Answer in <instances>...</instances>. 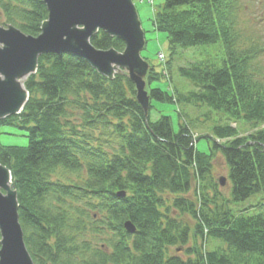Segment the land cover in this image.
Wrapping results in <instances>:
<instances>
[{"label": "trees", "instance_id": "trees-1", "mask_svg": "<svg viewBox=\"0 0 264 264\" xmlns=\"http://www.w3.org/2000/svg\"><path fill=\"white\" fill-rule=\"evenodd\" d=\"M237 1L164 0L152 19L169 44L162 64L168 73L175 47L222 46L219 64L206 58L178 67L193 90L151 87L163 76L153 66L147 75L149 109L157 100L223 113L224 123L211 127L217 141L208 152L195 148L199 136L180 110L176 131L167 115L150 121L123 72L107 79L81 57L38 56L23 83V109L0 120L27 138L25 146L0 143V163L10 171L34 264H264V212L229 206L255 193L264 200L262 49L243 44L249 40L236 28ZM46 17L42 0H0V25L25 35L37 36ZM90 43L124 47L101 30ZM237 120L250 129L239 132L231 124ZM217 152L228 168L230 199L212 176Z\"/></svg>", "mask_w": 264, "mask_h": 264}, {"label": "water", "instance_id": "water-1", "mask_svg": "<svg viewBox=\"0 0 264 264\" xmlns=\"http://www.w3.org/2000/svg\"><path fill=\"white\" fill-rule=\"evenodd\" d=\"M47 17L37 36L0 26V120L17 115L28 98L23 80L37 69L38 56L72 54L83 58L99 74L113 79L123 72L134 85L135 99L147 116L145 89L149 64L140 56L145 40L132 0H42ZM98 30L119 38L124 48L97 49L90 38ZM223 185L224 178L220 177ZM118 196L124 193L118 191ZM16 190L9 169L0 163V264H34L25 247L18 220ZM124 228L134 232L126 221Z\"/></svg>", "mask_w": 264, "mask_h": 264}, {"label": "rangeland", "instance_id": "rangeland-1", "mask_svg": "<svg viewBox=\"0 0 264 264\" xmlns=\"http://www.w3.org/2000/svg\"><path fill=\"white\" fill-rule=\"evenodd\" d=\"M164 0H133L141 28L144 33L145 44L140 51V56L145 58L150 66L157 73H161L162 63L158 58H169V44L166 34L155 30L152 19L155 12L162 6ZM238 8L236 12V28L241 36H244L249 41L243 44H250L257 42L262 51L259 54L258 63L264 71V0H238ZM1 26V25H0ZM4 27V26H2ZM160 53V55L158 54ZM158 55V58H157ZM222 46L220 43L214 44H199L196 46L183 48L175 47L174 55L172 56L171 65L169 68L168 80L165 76L159 79L152 80L151 87H160L163 90L171 92L172 88L179 91H189L195 89L193 84L178 73L179 66H187L191 63L210 58L217 64L222 58ZM151 108L148 110V117L150 121H156L161 115L170 117L171 125L174 131L178 128L179 115L178 110L184 113L189 120L191 130L198 135L195 141V148L199 151L208 152L215 138L211 137V127L215 124L224 123V115L221 111L213 110L206 105L194 106L185 103H170L151 100ZM239 132H246L250 129L248 123L242 120H237V123H231ZM24 131L17 127L0 124V143L5 145L25 146L27 138L24 136ZM217 141V140H216ZM212 176L215 179L220 177L225 178L223 185H221V193L226 198L229 196L230 181L226 179L228 168L223 160V157L217 152L212 160ZM192 189L187 194L192 196ZM229 206L233 211L240 209H247V214H257L264 212V200L260 193H255L249 198L240 202H229ZM182 219L189 225L190 229L193 227V220L188 216H182ZM200 243V240L197 239ZM214 240L208 243L207 248L215 245ZM190 243V241L188 242ZM173 248H170V251Z\"/></svg>", "mask_w": 264, "mask_h": 264}]
</instances>
